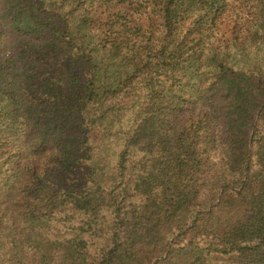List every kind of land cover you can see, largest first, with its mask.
Listing matches in <instances>:
<instances>
[{
    "label": "trees",
    "instance_id": "1",
    "mask_svg": "<svg viewBox=\"0 0 264 264\" xmlns=\"http://www.w3.org/2000/svg\"><path fill=\"white\" fill-rule=\"evenodd\" d=\"M0 264H264V0H0Z\"/></svg>",
    "mask_w": 264,
    "mask_h": 264
}]
</instances>
